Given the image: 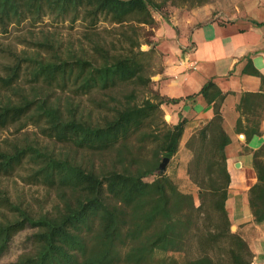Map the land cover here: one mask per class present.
Here are the masks:
<instances>
[{"label":"trees","instance_id":"16d2710c","mask_svg":"<svg viewBox=\"0 0 264 264\" xmlns=\"http://www.w3.org/2000/svg\"><path fill=\"white\" fill-rule=\"evenodd\" d=\"M168 1L0 0V33L45 27V20L52 28H40L19 51L0 48V130L33 129L0 145V257L14 236L32 230L8 264L251 263L226 209L231 139L223 127L225 94L213 80L199 90L213 116L184 144L196 197L158 171L178 153L187 121H165L162 106L180 99L151 86L156 43L145 28L156 26L153 12ZM65 24L83 28L77 39L60 37ZM252 164L257 181L248 204L261 223L264 142ZM12 178L44 194L12 197Z\"/></svg>","mask_w":264,"mask_h":264},{"label":"crops","instance_id":"0c3cea01","mask_svg":"<svg viewBox=\"0 0 264 264\" xmlns=\"http://www.w3.org/2000/svg\"><path fill=\"white\" fill-rule=\"evenodd\" d=\"M156 31L162 62L156 89L180 99L162 108H168L172 123L187 119L179 150L213 116L212 104L199 94L203 84L211 79L225 94L221 112L231 139L225 149L231 177L226 209L252 252L250 264H264V221L255 223L248 204V190L257 181L252 152L264 142V0H245L209 16L194 13ZM247 93L252 96L240 107Z\"/></svg>","mask_w":264,"mask_h":264},{"label":"rangeland","instance_id":"374dc122","mask_svg":"<svg viewBox=\"0 0 264 264\" xmlns=\"http://www.w3.org/2000/svg\"><path fill=\"white\" fill-rule=\"evenodd\" d=\"M181 1L182 0H175L174 2H172V0H169L159 12H153L157 24L153 29H149L146 27L145 31H149L148 33H150L149 35H146V38L151 42L156 43V46L158 44V36L156 30L158 29V26L160 24H163L164 22L166 23L170 20L173 23H180L181 20L191 18L194 13H197L198 16L203 17V15L205 14L209 16L210 13L216 14L220 11L231 10L234 9L235 6L240 7L245 0H204L201 4H197L194 6H190L189 3ZM49 23L50 22L48 20H45V22L43 23L45 24V27H37L34 29L29 28V25L27 24H21L18 27L12 26L7 34L0 33V48L11 46L17 51L23 49L26 46L23 42L25 41V39L30 40L32 38L40 37V30L42 28L44 30H51L52 28H49L51 27L49 26ZM58 29L61 38L77 39L79 33L83 28L80 25H77L70 29L69 26L65 24L64 26L59 25ZM139 33L143 35V30L139 29ZM143 38L145 40V37L141 36V41ZM147 48L148 46L145 43L141 45L142 50H146ZM161 66V52L158 51V48L156 47V53L153 55L151 69V81L153 82L151 86L153 89H156L155 83L157 81V72L158 70H160ZM83 102L85 103V99L83 100ZM162 109L165 121H167L168 123H172V120L170 119V111L168 110V108L164 107ZM32 130L33 129L31 127L21 130L20 133L16 132L14 130V127L0 130V145H2L5 139H12L15 136H21L22 133L28 131L30 132ZM186 152L187 151L185 150V148H183V145H181L180 150L173 159L174 164L170 165L171 161L169 160L166 163L163 172L170 175L177 182L179 188L182 191L192 192L196 197V189L189 182L184 170V165L186 164L187 160ZM6 182L12 197H15L18 193H22L26 199H30L31 197H41V195L44 194L43 189L34 186H25L17 178L9 179ZM232 226L235 227L234 231H236V224L232 223ZM30 233H32V230L26 228L13 237L7 251L0 257V264H8L16 259L18 254L27 247L28 243L25 241V239Z\"/></svg>","mask_w":264,"mask_h":264},{"label":"water","instance_id":"95a60500","mask_svg":"<svg viewBox=\"0 0 264 264\" xmlns=\"http://www.w3.org/2000/svg\"><path fill=\"white\" fill-rule=\"evenodd\" d=\"M168 161H169L168 158H164V159L161 161L160 165H159L158 171L162 172V171L164 170V167H165V165H166V163H167ZM234 229H235V227H234V226H231V230L234 231Z\"/></svg>","mask_w":264,"mask_h":264}]
</instances>
